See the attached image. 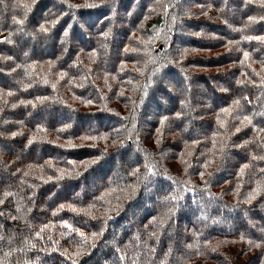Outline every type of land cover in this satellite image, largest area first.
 Segmentation results:
<instances>
[{
  "label": "trees",
  "instance_id": "1",
  "mask_svg": "<svg viewBox=\"0 0 264 264\" xmlns=\"http://www.w3.org/2000/svg\"><path fill=\"white\" fill-rule=\"evenodd\" d=\"M1 9L0 264H264V0Z\"/></svg>",
  "mask_w": 264,
  "mask_h": 264
},
{
  "label": "rangeland",
  "instance_id": "2",
  "mask_svg": "<svg viewBox=\"0 0 264 264\" xmlns=\"http://www.w3.org/2000/svg\"><path fill=\"white\" fill-rule=\"evenodd\" d=\"M146 2L148 1V0H145ZM237 10L239 11V9H237L235 6L232 8V10H231V15H230V17L229 18H235L236 16H237ZM0 12L3 14V11H2V9L0 10ZM229 16V15H228ZM81 21L83 22H85L86 21V19L85 18H83V19H81ZM91 23V22H90ZM224 31L225 32H227L228 31V29L226 28V29H224ZM230 32V31H229ZM76 39H79L78 37H75ZM79 40H77V42H78ZM204 41H205V39H204ZM80 42V41H79ZM183 42H185V43H187L186 41H183ZM29 47V46H28ZM37 51H39V52H43L44 50H43V48L41 47V48H38L37 49ZM223 79H225V80H222V83H226L227 82V78H223ZM8 80L7 79H5V78H3V77H0V84L1 85H6V84H8ZM229 82V81H228ZM229 84V83H228ZM202 92H205L204 93V95L206 96V101L207 102H209V103H212V101H213V99L216 97L215 95H213V94H211L210 92H206L205 90H203ZM262 103V102H261ZM263 105H264V100H263ZM204 131V129H200V132H203ZM198 132V131H197ZM2 147L1 148H3L4 149V151L5 152H7V153H12V152H14V150H15V147L14 146H10V145H4V144H2L1 145ZM90 182V181H89ZM92 184L91 183H89V185L88 186H91ZM89 189H90V187H89ZM144 207V206H143ZM143 207H142V209L141 210H143ZM143 211H145V208H144V210ZM136 212V211H135ZM134 212V213H135ZM133 217H135L136 216V214H131ZM138 215V214H137ZM262 216L264 217V213H262ZM248 227V226H247ZM246 227V228H247ZM251 229V227H248V229ZM169 240H170V244L172 245V247H173V244L175 243V242H177V241H179V239H178V237H175L174 236V234L173 233H171V234H169Z\"/></svg>",
  "mask_w": 264,
  "mask_h": 264
}]
</instances>
